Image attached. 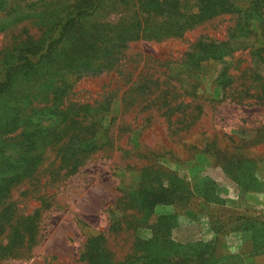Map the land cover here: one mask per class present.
<instances>
[{"label": "rangeland", "instance_id": "374dc122", "mask_svg": "<svg viewBox=\"0 0 264 264\" xmlns=\"http://www.w3.org/2000/svg\"><path fill=\"white\" fill-rule=\"evenodd\" d=\"M107 1L100 16L117 20V0ZM184 1L198 11L196 0ZM251 1L236 0L239 15L216 16L182 37L159 39L148 30L128 43L115 69L68 76L69 96L54 109L70 108L73 120L53 136L45 129L61 124L62 111L29 113L41 123L31 133L46 135L22 162L14 152L30 153L31 133L10 145L7 175L26 178L14 179L0 209L8 207L14 221L35 216L12 227L36 234L1 236L8 251L0 264H100L99 247L112 264L164 254L177 256L175 264H264V6L247 13ZM75 2L0 0V89L8 49L40 35L37 15L49 4L72 11ZM156 7V0L147 12L125 6L123 14L138 11L159 25L166 10ZM239 21L247 26L235 32ZM199 39L226 41L233 53L189 66L184 56ZM224 69L234 78L226 90L217 81ZM46 95L33 106H48ZM72 135L76 151L68 148ZM140 198L163 200L145 226L134 207Z\"/></svg>", "mask_w": 264, "mask_h": 264}, {"label": "trees", "instance_id": "16d2710c", "mask_svg": "<svg viewBox=\"0 0 264 264\" xmlns=\"http://www.w3.org/2000/svg\"><path fill=\"white\" fill-rule=\"evenodd\" d=\"M106 1L76 0L72 5V11H63L62 8L49 4L47 10L37 15V20L34 23L39 30L38 38L35 39V36L29 35L26 39L15 42L8 49L7 81L0 89V207L11 188L26 178V175L24 177L16 176V178H9L7 175L8 168L5 165L8 163L6 161L8 153L15 150L10 145L26 142L31 133L28 127L36 126L38 128L41 126L39 121L30 120L29 113L39 116L44 109H49L48 113L53 115L57 113V110L54 109L56 99L64 100L70 93L71 84L68 83V76L76 74L95 76L115 69L128 43L145 37L148 30L153 29L152 37L159 39L173 35L182 37L183 30L209 21L216 16L239 15L241 13V8L236 5V0H196L193 4L198 6L197 12H193L192 7L190 8L188 4L185 6L184 0H156V10H166V18L161 24L151 26L138 18V11H133L130 15L123 13L125 6L138 9L139 12H147L154 0H117L112 4L115 6L114 9H120L116 15H121V17L117 20L105 21L100 15L105 8ZM260 4L264 6V0H252L246 12H251L253 5L258 7ZM246 26L242 21H239L235 32L239 31V28H246ZM247 32L245 31V33ZM191 48L192 51L187 52L184 57L188 65L192 67H200L202 63L210 61L220 62L224 57L233 53L232 46L226 41L199 39ZM233 80L228 69H224L217 78L224 90L232 85ZM33 87L34 90H32ZM24 89L27 91L24 92ZM45 92L47 95L44 96V100L48 106H33L35 102L39 101L37 97L42 96ZM61 111L63 116L60 115ZM56 115H60L61 124H57V128L51 132L45 129L48 137L53 136L58 128L65 129L73 120L72 111L68 107H64ZM77 122L81 123V121ZM44 135L46 134L31 133L34 143L29 148L30 153L27 151L25 153L14 152L19 156L21 162L31 153L35 154L41 150V140ZM74 139L75 136L72 135L68 143V148L71 151L75 150ZM89 139H94V134ZM14 179L17 182H14ZM185 187L187 188L186 192L191 194L187 185ZM138 196L139 192L138 194L133 193L130 198L136 200ZM160 201L163 200L140 198L137 201L138 204L134 207L135 209L138 207L137 212L142 214L138 219L140 226L147 225L156 202ZM131 203L130 201L129 204L131 205ZM34 217H18L14 221L12 220V211H8V207L1 208L0 237L9 240L11 237L22 236L23 239L29 240L27 236L36 234L33 230L28 234L19 233L14 231L12 226H19L22 222H31ZM4 233L7 234L4 235ZM0 243L1 255L8 251V245ZM142 243V240L136 239V247ZM147 244L151 245L152 241ZM4 256L5 254L0 256V259ZM174 256L164 254L162 257L159 256L160 259L140 257L136 260H133L132 257L123 264H175L179 260L176 258L177 256ZM95 258L100 264H112L101 247L97 249Z\"/></svg>", "mask_w": 264, "mask_h": 264}]
</instances>
